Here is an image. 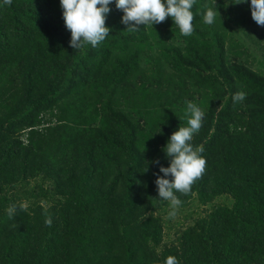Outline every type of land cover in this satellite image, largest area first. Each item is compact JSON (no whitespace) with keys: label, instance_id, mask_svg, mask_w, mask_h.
I'll return each mask as SVG.
<instances>
[{"label":"trees","instance_id":"16d2710c","mask_svg":"<svg viewBox=\"0 0 264 264\" xmlns=\"http://www.w3.org/2000/svg\"><path fill=\"white\" fill-rule=\"evenodd\" d=\"M235 2L194 0L189 36L127 31L111 5L81 49L59 0L0 5V264H264V26ZM189 101L206 165L178 209L226 202L169 239L154 180Z\"/></svg>","mask_w":264,"mask_h":264},{"label":"clouds","instance_id":"9594fccd","mask_svg":"<svg viewBox=\"0 0 264 264\" xmlns=\"http://www.w3.org/2000/svg\"><path fill=\"white\" fill-rule=\"evenodd\" d=\"M235 3H248L252 20L258 26H264V0H236ZM10 4L11 0H0V5ZM59 5L64 25L70 31L69 46L73 49H81L85 45L96 47L106 39L110 28L105 26V20L111 5L123 13L121 23L130 32L139 31V25L153 28L166 17L171 18L181 35L189 36L193 32L194 0H59ZM217 15L219 13L214 5L205 8L201 17L204 23L212 25ZM244 96L243 92H236L232 98L235 102L243 100ZM187 110L186 126L178 127L162 149L168 166L159 165L158 160L152 161L159 165V173L163 174H155L154 184L159 200L168 203L169 216H175L182 203L176 193L189 192L206 165V159L201 155L203 147L192 143L194 134L202 126L204 112L190 101L187 102ZM147 170L146 165L143 172ZM8 211L11 214L14 208ZM163 264H179V261L169 255Z\"/></svg>","mask_w":264,"mask_h":264},{"label":"rangeland","instance_id":"374dc122","mask_svg":"<svg viewBox=\"0 0 264 264\" xmlns=\"http://www.w3.org/2000/svg\"><path fill=\"white\" fill-rule=\"evenodd\" d=\"M243 38L244 40H246V42L255 45L254 41H252V39H249L247 35H243ZM257 55L259 56V58H263L258 52ZM225 202V196L218 197L212 204H209L207 206L198 205L196 201H192L190 206L178 209V212L177 214H175V216H165L167 220L170 218L169 223L173 225V227L168 230V238L170 239L174 237L175 232L178 231V229L187 227L188 225L192 224L197 216L205 215L209 210H211V208H213V206L223 205L225 204ZM168 238L167 240H169Z\"/></svg>","mask_w":264,"mask_h":264}]
</instances>
